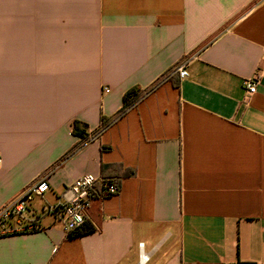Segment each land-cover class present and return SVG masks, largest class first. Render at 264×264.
Masks as SVG:
<instances>
[{
  "label": "crops",
  "instance_id": "0c3cea01",
  "mask_svg": "<svg viewBox=\"0 0 264 264\" xmlns=\"http://www.w3.org/2000/svg\"><path fill=\"white\" fill-rule=\"evenodd\" d=\"M263 53L264 0H0V209L49 187L0 264H264ZM86 175L119 191L68 239Z\"/></svg>",
  "mask_w": 264,
  "mask_h": 264
},
{
  "label": "built area",
  "instance_id": "2783aa9c",
  "mask_svg": "<svg viewBox=\"0 0 264 264\" xmlns=\"http://www.w3.org/2000/svg\"><path fill=\"white\" fill-rule=\"evenodd\" d=\"M264 58V53H263ZM176 74L179 79L186 78L188 73L185 63L174 68L170 75ZM169 77V76H168ZM258 77L246 79L242 82L245 92L244 99H249L256 91ZM109 90L104 89V93ZM1 166V157H0ZM49 187L45 178L31 183L21 194L9 201L0 209V233L12 231L9 225L13 217L23 216L27 212L29 203L33 198L41 197L48 192ZM119 186L112 182L96 178L90 175L82 176L73 180L64 190L62 197L56 204L42 207V213L57 216L61 221V229L66 238L69 234L84 223V215L91 207L93 201L116 195ZM18 220V219H17ZM27 226H32L28 224ZM142 244H139L141 247ZM141 260L146 259L140 256Z\"/></svg>",
  "mask_w": 264,
  "mask_h": 264
},
{
  "label": "trees",
  "instance_id": "16d2710c",
  "mask_svg": "<svg viewBox=\"0 0 264 264\" xmlns=\"http://www.w3.org/2000/svg\"><path fill=\"white\" fill-rule=\"evenodd\" d=\"M137 93H138V90L133 88V89H131L130 91H128V92H126L124 94V96H123V107H122L120 113L123 112L125 110L126 106L128 105V98H130V97H131V99L137 98V96H138ZM103 120L104 119L102 118V121ZM72 132L74 134H80L76 122H74L72 124ZM79 136H82V134H80ZM93 230L94 229H93V227L91 225H89L87 223H83L80 227H78L77 229H75L74 231H72L69 234L68 239H71V238H74V237H78V236H81V235H84V234H88V233L92 232Z\"/></svg>",
  "mask_w": 264,
  "mask_h": 264
},
{
  "label": "rangeland",
  "instance_id": "374dc122",
  "mask_svg": "<svg viewBox=\"0 0 264 264\" xmlns=\"http://www.w3.org/2000/svg\"><path fill=\"white\" fill-rule=\"evenodd\" d=\"M32 202V203H31ZM30 203L32 204V206H39L40 205V199L37 198H33L32 201ZM29 203V204H30ZM45 206V205H44ZM12 219L17 220L19 219V217H13Z\"/></svg>",
  "mask_w": 264,
  "mask_h": 264
}]
</instances>
